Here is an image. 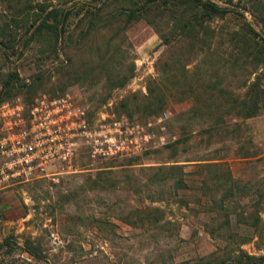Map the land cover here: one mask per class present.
<instances>
[{
    "label": "rangeland",
    "instance_id": "obj_1",
    "mask_svg": "<svg viewBox=\"0 0 264 264\" xmlns=\"http://www.w3.org/2000/svg\"><path fill=\"white\" fill-rule=\"evenodd\" d=\"M212 1L230 10L215 20L211 46L230 60L223 70L210 69L206 46L191 35L173 52L183 55L166 60L143 19L118 46L111 27L81 37L84 25L71 14L76 46L53 45L43 32L33 35L37 4L74 0H0V103L18 99L26 108L42 94L66 93L89 123L124 115L153 133L137 156L92 162L80 152L74 172L1 191L0 264H187L225 258L238 245L264 254V229L257 238L242 217L257 209L264 221V93L254 115L223 110V123L207 103L219 99L212 80L233 98L256 78L264 87V64L252 59L253 46H264V0ZM214 160L229 167L236 188L223 167L203 164Z\"/></svg>",
    "mask_w": 264,
    "mask_h": 264
},
{
    "label": "trees",
    "instance_id": "obj_2",
    "mask_svg": "<svg viewBox=\"0 0 264 264\" xmlns=\"http://www.w3.org/2000/svg\"><path fill=\"white\" fill-rule=\"evenodd\" d=\"M37 8L38 12L34 14L33 19L35 21L32 27L33 35L35 32H43L48 42H53V45H56L59 40L65 46H76L77 42L73 38V33L69 30L68 24L66 25V21L71 14L77 17L80 24L84 25L79 30L81 37L95 33L103 27H111L120 35L118 46L123 43V39L125 41V28L131 22L143 19L153 28L161 44L165 46L166 60L172 56L183 55L182 52L178 55L173 52L176 46H184L186 38L191 35L196 46H206L203 52L207 53L208 58H210V69L214 67L223 70L231 64L230 60L224 57L221 52L215 51L211 47L218 36L214 27L215 20L223 18L230 13V10L212 0H74L69 7L37 4ZM72 8H74L73 13L71 12ZM33 9L31 10L33 11ZM106 11L108 12L105 13ZM248 29V35L255 33L251 28ZM65 41H67L66 44H64ZM53 48L55 49L56 46H53ZM252 52H254L252 56L254 64H264V46H253ZM184 72L187 71L184 70ZM128 77L129 75L124 76L120 84H123ZM8 82V80L5 81V84ZM209 85L211 91H217L219 99L216 102L208 101L207 103L209 106L213 104L216 111H220V114H217L216 117L221 123H223V110L225 113L231 112L235 116L245 118L254 115L261 108L260 96L264 93V87H260L257 78L248 84L242 97L236 95L233 98L231 90L221 87L219 80H212ZM147 91L150 92V90ZM226 96L232 101L228 102ZM234 100L237 103H233ZM217 124L218 122L211 128ZM203 164L205 167L215 165L223 167L230 185L229 188L234 189L237 187V181L232 177L229 167L221 160L208 161ZM172 167L180 169L178 166ZM179 173L184 172L180 169ZM258 199L264 205V189L258 194ZM242 217L245 218V225L248 229H251L255 236L260 238L264 229L261 211L251 210L242 214ZM23 250L28 255H33L28 246ZM232 251L234 252L225 258H220L215 253H211L205 258H198L187 264H264V254H249L241 249L239 245Z\"/></svg>",
    "mask_w": 264,
    "mask_h": 264
},
{
    "label": "built area",
    "instance_id": "obj_3",
    "mask_svg": "<svg viewBox=\"0 0 264 264\" xmlns=\"http://www.w3.org/2000/svg\"><path fill=\"white\" fill-rule=\"evenodd\" d=\"M152 136L124 115L89 123L85 108L66 93L42 94L26 108L18 99L2 102L0 192L74 172L80 152L92 162L137 156Z\"/></svg>",
    "mask_w": 264,
    "mask_h": 264
}]
</instances>
